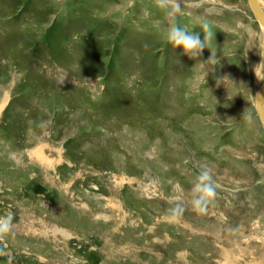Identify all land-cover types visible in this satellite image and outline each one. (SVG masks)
<instances>
[{
  "label": "rangeland",
  "instance_id": "rangeland-1",
  "mask_svg": "<svg viewBox=\"0 0 264 264\" xmlns=\"http://www.w3.org/2000/svg\"><path fill=\"white\" fill-rule=\"evenodd\" d=\"M184 3L180 23L212 31L197 59L168 43L154 0H0L11 264H264V30L248 0ZM195 162L219 185L204 215Z\"/></svg>",
  "mask_w": 264,
  "mask_h": 264
},
{
  "label": "clouds",
  "instance_id": "clouds-1",
  "mask_svg": "<svg viewBox=\"0 0 264 264\" xmlns=\"http://www.w3.org/2000/svg\"><path fill=\"white\" fill-rule=\"evenodd\" d=\"M154 4L166 15V39L174 48H182L184 54L192 59L199 58L203 50L209 48L212 31L206 21H202L201 23L203 36H201L200 32L189 30L180 23L183 9L187 6L184 0H154ZM157 27H159V22L157 23ZM215 62V53L211 51V56L204 63L214 65ZM220 81L221 79H217V85L220 84ZM244 115L246 120H251L252 117L250 114H246V110ZM188 162L185 161V163ZM193 167L196 169V176L190 189L188 204L194 212L199 215H204L208 212L210 206L214 204L219 185L209 165L195 162L193 163ZM253 167L261 175V179L257 181V184H264V158L260 162H254ZM173 192L175 195L172 197V206L167 210V219L169 222H177L182 218L185 211L182 187L179 184L174 185ZM14 219L15 214L9 210L0 214V256L8 257L9 264H11V257L8 256L5 242L13 235Z\"/></svg>",
  "mask_w": 264,
  "mask_h": 264
},
{
  "label": "water",
  "instance_id": "water-1",
  "mask_svg": "<svg viewBox=\"0 0 264 264\" xmlns=\"http://www.w3.org/2000/svg\"><path fill=\"white\" fill-rule=\"evenodd\" d=\"M248 3L255 19L264 30V11L260 7L258 0H248ZM255 106L264 128V89L262 91L260 90L256 95Z\"/></svg>",
  "mask_w": 264,
  "mask_h": 264
},
{
  "label": "bare ground",
  "instance_id": "bare-ground-1",
  "mask_svg": "<svg viewBox=\"0 0 264 264\" xmlns=\"http://www.w3.org/2000/svg\"><path fill=\"white\" fill-rule=\"evenodd\" d=\"M258 3H259V0H258ZM261 7V6H260ZM263 10V9H262ZM264 11V10H263ZM262 91V90H261Z\"/></svg>",
  "mask_w": 264,
  "mask_h": 264
}]
</instances>
